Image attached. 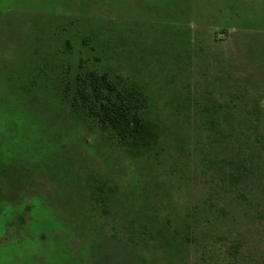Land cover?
Returning a JSON list of instances; mask_svg holds the SVG:
<instances>
[{"label":"rangeland","instance_id":"rangeland-1","mask_svg":"<svg viewBox=\"0 0 264 264\" xmlns=\"http://www.w3.org/2000/svg\"><path fill=\"white\" fill-rule=\"evenodd\" d=\"M91 69L146 150L72 105ZM0 264H264V0H0Z\"/></svg>","mask_w":264,"mask_h":264},{"label":"trees","instance_id":"trees-1","mask_svg":"<svg viewBox=\"0 0 264 264\" xmlns=\"http://www.w3.org/2000/svg\"><path fill=\"white\" fill-rule=\"evenodd\" d=\"M141 101L138 89L121 86L106 72L91 69L76 76L72 105H82L83 111L96 120L101 129L111 130L131 149L146 150L154 132ZM200 202L201 199H197L195 205Z\"/></svg>","mask_w":264,"mask_h":264}]
</instances>
